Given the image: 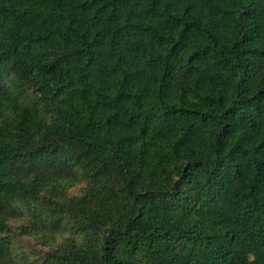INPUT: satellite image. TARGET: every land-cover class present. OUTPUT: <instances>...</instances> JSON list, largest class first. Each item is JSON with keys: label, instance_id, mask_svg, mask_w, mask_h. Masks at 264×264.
I'll list each match as a JSON object with an SVG mask.
<instances>
[{"label": "trees", "instance_id": "trees-1", "mask_svg": "<svg viewBox=\"0 0 264 264\" xmlns=\"http://www.w3.org/2000/svg\"><path fill=\"white\" fill-rule=\"evenodd\" d=\"M0 264H264V0H0Z\"/></svg>", "mask_w": 264, "mask_h": 264}, {"label": "rangeland", "instance_id": "rangeland-1", "mask_svg": "<svg viewBox=\"0 0 264 264\" xmlns=\"http://www.w3.org/2000/svg\"><path fill=\"white\" fill-rule=\"evenodd\" d=\"M81 182H78V184L74 185L72 188H70L68 191H69V194H78L79 193V188L81 186ZM22 221L21 220H17L15 222H13V225L15 224H20ZM61 237H58L57 240L60 241ZM14 240L16 241L15 245L18 246V247H14L15 248V251L16 252H19V251H23L27 257L29 258H33L34 255L36 254L34 252V250H38L39 248L41 250H44L45 248H43L41 245H40V241L37 240L35 237H16L14 238Z\"/></svg>", "mask_w": 264, "mask_h": 264}]
</instances>
